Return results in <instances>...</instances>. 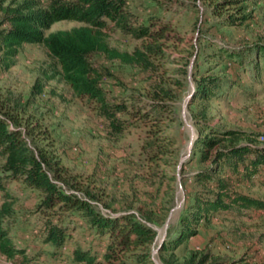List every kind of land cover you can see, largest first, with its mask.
<instances>
[{"label": "rangeland", "instance_id": "rangeland-1", "mask_svg": "<svg viewBox=\"0 0 264 264\" xmlns=\"http://www.w3.org/2000/svg\"><path fill=\"white\" fill-rule=\"evenodd\" d=\"M35 1L43 5L47 0ZM8 4L0 7V20ZM242 4L247 21L239 27H221L210 7L195 0H130V10L141 18L152 17L170 25L168 39L157 43L164 55L150 57L148 67L122 64L102 54L90 57L91 64L105 75L102 86L108 97L128 104L156 100L168 106L169 117L161 123L158 135L160 147H155L160 156L157 163L150 162L144 152L150 141L144 127L110 135L105 120L77 98L59 76L44 80L43 72H52V61L42 46H23L14 67L9 71L0 67V100L17 101L24 107L21 115L25 119L31 123L38 120L48 138L38 144H51L48 150L94 196L92 205L97 211L149 215L148 226L156 232L149 247L154 264H164L162 259L168 255L159 252L161 243L173 236L180 216L186 214L199 190L192 181L194 173L209 166L199 162L196 143L206 131L194 116L205 112V122L211 128L252 133L264 146L258 139L264 137V85L252 81V66L243 68L226 54L264 43V0H244ZM81 26L62 21L44 34ZM106 38L110 48L127 53L140 49L144 42L111 29L106 30ZM206 74L218 77L221 88L209 101L192 102L195 81ZM37 78L44 82L43 92L31 97ZM161 89L173 100L157 98ZM2 165L0 157V168ZM236 188L264 201L263 188L251 184ZM7 192L12 214L5 226L10 238L29 255L38 254V264H69L73 249L99 247L101 239L88 232L82 219L66 218L63 223L71 239L61 257L54 260L50 257L53 248L42 243V222L35 213L42 195L18 182L8 183ZM2 202L0 195V205ZM205 253L226 264H264V210L232 211L202 223L197 235L174 251L175 264ZM0 264L13 263L0 255Z\"/></svg>", "mask_w": 264, "mask_h": 264}, {"label": "trees", "instance_id": "trees-1", "mask_svg": "<svg viewBox=\"0 0 264 264\" xmlns=\"http://www.w3.org/2000/svg\"><path fill=\"white\" fill-rule=\"evenodd\" d=\"M0 67L9 71L16 64L19 50L26 45L42 46L52 61L50 75L43 72L45 81L56 76L84 100L90 108L105 120L110 135L118 136L129 128L144 127L146 142L144 152L150 162L157 163L159 155L155 147L161 123L169 117L168 106L160 101L143 104L117 101L108 97L102 86L105 75L94 67L90 57L102 54L108 60L122 64L151 65L150 57L163 56L157 43L168 39L170 25L152 17L141 18L129 8L130 0H47L43 5L35 0H0ZM157 1V0H156ZM207 4L219 17L221 27H239L249 18L245 15L244 0H195ZM233 9V12H231ZM69 21L81 27L61 30L45 35L53 24ZM120 32L133 40H143L140 49L132 53L119 52L107 43L106 30ZM237 65L252 66V81L264 85V43H256L238 52H226ZM54 68V69H53ZM44 82L37 78L31 88V97L41 95ZM221 80L202 75L195 81L192 102L209 101L217 96ZM156 97L173 100L171 94L161 89ZM17 101L0 100V255L13 264H38V254L29 255L18 248L5 226L12 209L7 192L10 182H18L38 191L41 202L35 211L42 222V243L53 248L50 257H61V250L69 245L71 234L63 220L82 219L88 232L100 238L99 247L75 248L70 253L69 264H154L150 257V245L156 232L148 226L149 215L122 213L102 214L92 205L94 196L78 182V176L68 174L61 162L48 148L39 145L48 139L46 130L36 120L31 123L21 113ZM203 126L205 136L196 143L199 162L208 163L205 169L193 175V183L199 188L185 215L180 216L179 226L173 236L165 239L159 248L164 264H175L174 251L197 235L202 223H210L219 214L232 211L264 210V201L236 187L255 185L264 189V146L252 133L238 130L211 128L205 112L194 116ZM161 153H163L161 151ZM68 174V175H67ZM102 247V248H101ZM184 264H226L211 259L208 253L191 255ZM228 264H236L232 261Z\"/></svg>", "mask_w": 264, "mask_h": 264}, {"label": "built area", "instance_id": "built-area-1", "mask_svg": "<svg viewBox=\"0 0 264 264\" xmlns=\"http://www.w3.org/2000/svg\"><path fill=\"white\" fill-rule=\"evenodd\" d=\"M258 139H259L261 142H264V137H263V136H260Z\"/></svg>", "mask_w": 264, "mask_h": 264}]
</instances>
